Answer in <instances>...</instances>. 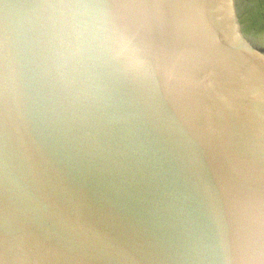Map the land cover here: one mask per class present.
Returning <instances> with one entry per match:
<instances>
[{"label":"water","instance_id":"water-1","mask_svg":"<svg viewBox=\"0 0 264 264\" xmlns=\"http://www.w3.org/2000/svg\"><path fill=\"white\" fill-rule=\"evenodd\" d=\"M0 264H264V0H0Z\"/></svg>","mask_w":264,"mask_h":264}]
</instances>
